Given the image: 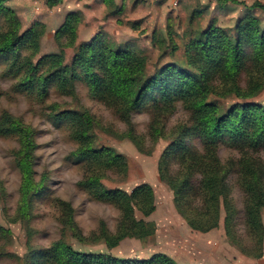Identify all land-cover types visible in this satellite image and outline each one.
<instances>
[{
	"label": "rangeland",
	"instance_id": "obj_1",
	"mask_svg": "<svg viewBox=\"0 0 264 264\" xmlns=\"http://www.w3.org/2000/svg\"><path fill=\"white\" fill-rule=\"evenodd\" d=\"M255 3L264 4V0L220 3L218 0H1L21 24L20 35L33 28L39 31L38 53L33 55L26 47L20 51L21 57L30 58L34 66L47 55L61 53L65 57L64 65H71L76 48L100 35L107 43L126 45L147 55L150 75L169 64L183 65L188 44L210 25L236 36L237 25L249 17L258 20L264 29V11L250 9ZM70 14L78 16L73 46L65 36H58ZM8 30V22L0 15V34ZM175 46L179 50L174 52ZM10 65L8 58L0 56V118L8 112L33 129L37 148L31 170L40 190L28 214L23 215L20 141L17 136L0 133V226L9 232L6 237L0 236V264H27L32 261V255L40 261L41 252L58 241H65L80 253L109 254L128 260L163 254L178 264H264V253L259 259L249 258L231 244L224 228L225 208L221 211L220 226L207 233L193 230L177 210L175 193L163 181L159 166L171 144L172 132L192 123L191 113L183 104L174 103L173 113L161 120L165 138L152 137L154 109L135 110L131 121L139 138L138 146L126 134L130 126L108 104L93 97L82 79L74 82L70 94H63L55 84L51 85L49 96L42 102L29 92L16 90L20 76L11 71ZM245 81L243 76L244 87ZM219 101L225 109L239 103L236 99ZM254 102L264 104V93ZM63 110L87 111L94 120L87 142L93 149L115 150L124 158L127 171L123 173L113 167L98 172L88 159L80 158L77 154L82 145L75 138L73 123L53 118ZM182 141L204 152L199 136L186 135ZM246 152L264 163L263 148L243 151L236 143L226 142L218 146L220 161L233 169L226 177V184L227 199L237 212L234 230L250 243L244 216L248 198L238 173L242 153ZM168 167L171 175L180 171L177 160L170 161ZM95 177H100L102 188L126 195L141 185H149L154 191L156 210L145 217L134 209L137 220L155 225V234L145 240L126 238L112 247L111 240L123 230L124 215L114 203L96 199L94 189L82 185ZM200 178L190 177L189 188L198 187ZM188 191L187 195L194 198L195 194ZM193 204L202 205V197L194 198ZM68 213L72 214L82 239L74 237Z\"/></svg>",
	"mask_w": 264,
	"mask_h": 264
},
{
	"label": "trees",
	"instance_id": "obj_2",
	"mask_svg": "<svg viewBox=\"0 0 264 264\" xmlns=\"http://www.w3.org/2000/svg\"><path fill=\"white\" fill-rule=\"evenodd\" d=\"M222 0H218L220 3ZM235 2V1H233ZM261 9L264 4L255 3L250 9ZM0 15L5 17L9 30L0 34V56L8 58L11 71L20 76L18 92H29L42 102L55 84L63 94L73 93V84L82 79L93 97L104 101L129 126L128 137L140 146L132 126V113L140 108L154 109L151 126L152 137L165 138L164 115L173 113L174 103L180 102L191 113V125L180 126L172 132L169 148L162 157L159 171L163 181L175 193V205L179 213L195 231L207 233L220 226L221 211L225 208L224 228L234 246L249 258L259 259L264 253V163L242 153L239 161V183L247 195L245 225L250 243L241 239L234 230L236 211L227 199L226 177L233 169L223 164L218 156L220 142L235 144L256 151L264 149V104L254 102L264 93V29L258 20L245 18L237 25V35L229 36L219 27L210 25L206 31L191 40L185 50V63L169 64L149 73V57L126 45L107 43L98 35L90 42L76 48L71 65H64L65 57L50 54L36 66L30 58H22L20 51L26 47L36 55L39 51V31L33 28L19 34L21 24L13 12L0 0ZM77 14H70L58 36H65L70 45L77 39ZM179 48L176 46L173 51ZM246 78L245 87L242 85ZM236 99L239 103L225 109L219 100ZM171 113V114H172ZM56 121H68L74 125L75 138L82 145L77 154L88 159L104 172L116 167L125 173L124 158L111 148L93 149L88 132L93 131L94 120L85 111L63 110L54 114ZM0 133L17 136L20 141L19 164L24 173L22 187L23 215H27L32 200L39 193L40 185L32 178L31 162L37 145L34 131L8 112L0 118ZM197 135L204 144V152L183 143L186 135ZM177 160L180 171L171 175L169 163ZM165 167L163 170L162 167ZM199 175L198 187L189 188V179ZM100 177L82 182L94 189L100 201L114 203L124 215L123 230L111 240L112 247L126 238L145 240L153 236V223L139 221L135 209L145 217L156 210L154 191L149 185H141L130 195L120 191H108L101 187ZM194 198L202 197V205L193 204ZM69 206H67V210ZM69 214V213H68ZM69 224L74 237L82 239L78 227L69 214ZM0 226V236L8 235ZM38 261L34 255L27 264H178L167 255L159 254L150 259L128 260L105 254H85L75 251L65 241H58L43 250Z\"/></svg>",
	"mask_w": 264,
	"mask_h": 264
}]
</instances>
